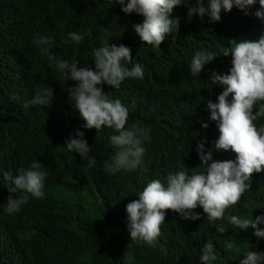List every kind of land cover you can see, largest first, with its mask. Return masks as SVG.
I'll return each instance as SVG.
<instances>
[{"label": "clouds", "instance_id": "1", "mask_svg": "<svg viewBox=\"0 0 264 264\" xmlns=\"http://www.w3.org/2000/svg\"><path fill=\"white\" fill-rule=\"evenodd\" d=\"M78 1L85 8L93 0ZM98 1L114 11L112 19L121 17L127 22L134 41L151 50L154 59L167 58L175 42L182 43L188 51L185 60L175 61L171 69L180 72L183 67L184 71L177 74L194 80L196 89L190 91L183 86L182 91L174 78L178 75H169L160 68L154 74L157 87L152 95L154 108L148 114L151 120L163 121L177 105L189 104L198 93L202 97L199 127L190 138L179 141L178 162L167 175L166 184L152 180L138 199L126 205L131 240L155 246L168 210L184 220L196 221L201 218L195 212L198 206L207 214V220H227L240 230L252 227L254 235L264 239V229L259 227L264 223V204L246 215L255 220L242 219L239 213L225 214L229 207L244 200L255 182L264 179V0ZM241 16L253 23L236 28V18ZM92 22V32L80 34L74 30L56 41L37 34L33 43L42 58L47 57L58 73L72 80L67 91L77 111L73 121L66 122L62 139L81 164L79 182L91 176L85 182L95 190L99 176L108 178L141 165L143 143L150 140L151 129L138 122L126 127L129 109L106 91L112 86L119 89L126 78L142 80L146 64L134 59V46L128 37H109L110 18L99 17ZM91 34L98 38L93 44L92 59L84 56L63 60L51 50L54 43L65 48L73 45L69 40L79 43ZM54 96L52 87L41 85L22 106H52ZM103 127L118 133L110 137L116 151L109 160L104 139L100 152L86 137V132H99ZM54 164L48 158L32 157L30 166L21 167L15 176L5 172L3 180L10 195L4 211L9 215L20 212L29 195L43 198L47 172ZM125 201L121 197L119 205ZM216 231L223 234L224 225L217 224ZM216 259L214 245L208 241L202 247L200 260L211 264ZM240 264H264V251H247Z\"/></svg>", "mask_w": 264, "mask_h": 264}, {"label": "trees", "instance_id": "2", "mask_svg": "<svg viewBox=\"0 0 264 264\" xmlns=\"http://www.w3.org/2000/svg\"><path fill=\"white\" fill-rule=\"evenodd\" d=\"M257 5L259 9V2ZM113 15L114 11L98 0L85 8L78 0H0V264H202V247L208 241L213 243L217 256L211 264H240L247 251H264V239L254 235L255 229L240 230L227 220L209 221L200 206L195 209L201 216L196 221L184 220L168 210L155 246L131 240L126 205L138 199L152 180L166 184L167 175L178 162L179 141L190 138L199 127L202 97L198 93L189 104L177 105L163 121L151 120L148 114L154 108L152 95L157 87L154 74L160 68L169 75L183 72V67L177 72L171 65L184 61L188 51L175 42L167 58L154 59L151 50L134 41L127 22L121 17L112 19ZM99 17L111 19L109 37H128L134 46V59L147 66L142 80L126 78L119 89L112 86L106 91L129 109L126 127L138 122L149 127L151 133L150 140L143 143L141 165L108 178L99 176L94 190L85 182L91 176L85 183L79 182L81 164L62 139L66 122H72L77 111L67 91L72 80L58 73L47 57L42 58L33 41L37 34L56 41L74 30L80 34L92 32V21ZM252 23V19L241 16L234 26L243 29ZM97 41L96 36L85 35L79 43L69 40L73 45L65 48L54 43L51 50L63 60L84 56L92 59ZM174 78L182 91L183 86L190 91L196 89V82L187 75ZM41 85L54 89L52 106L24 109L22 105ZM115 134L113 128L103 127L99 132H86V137L100 152L104 139L109 160L116 151L110 142ZM32 157L55 163L47 172L45 195H29L21 211L9 215L4 211L10 193L3 174L15 176L18 169L30 166ZM259 181L242 202L229 207L225 214L239 213L242 219L255 220L246 215L264 204V179ZM121 197L126 199L124 205H119ZM217 224L224 225L223 234L216 231ZM259 227L264 229V223Z\"/></svg>", "mask_w": 264, "mask_h": 264}]
</instances>
